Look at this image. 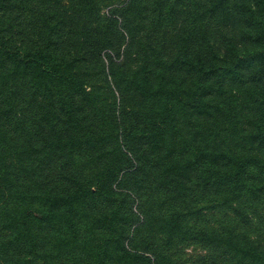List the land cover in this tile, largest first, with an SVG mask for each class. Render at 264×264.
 <instances>
[{"label": "trees", "instance_id": "trees-1", "mask_svg": "<svg viewBox=\"0 0 264 264\" xmlns=\"http://www.w3.org/2000/svg\"><path fill=\"white\" fill-rule=\"evenodd\" d=\"M0 264H264V0H0Z\"/></svg>", "mask_w": 264, "mask_h": 264}, {"label": "rangeland", "instance_id": "rangeland-1", "mask_svg": "<svg viewBox=\"0 0 264 264\" xmlns=\"http://www.w3.org/2000/svg\"><path fill=\"white\" fill-rule=\"evenodd\" d=\"M181 249H182L183 257L187 261H193L194 259L207 255L206 249L198 245L189 244L186 245L185 247H182Z\"/></svg>", "mask_w": 264, "mask_h": 264}]
</instances>
